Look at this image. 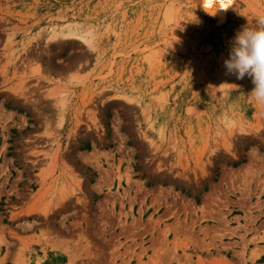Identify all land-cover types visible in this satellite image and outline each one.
<instances>
[{
  "label": "rangeland",
  "instance_id": "1",
  "mask_svg": "<svg viewBox=\"0 0 264 264\" xmlns=\"http://www.w3.org/2000/svg\"><path fill=\"white\" fill-rule=\"evenodd\" d=\"M264 0H0V264H264V105L226 74Z\"/></svg>",
  "mask_w": 264,
  "mask_h": 264
},
{
  "label": "clouds",
  "instance_id": "2",
  "mask_svg": "<svg viewBox=\"0 0 264 264\" xmlns=\"http://www.w3.org/2000/svg\"><path fill=\"white\" fill-rule=\"evenodd\" d=\"M201 5L206 12L215 15L220 9L226 10L231 0H201ZM257 25L245 26L237 32L224 67L226 74L238 79L250 77L254 85L251 95L264 105V16L257 19Z\"/></svg>",
  "mask_w": 264,
  "mask_h": 264
},
{
  "label": "snow or ice",
  "instance_id": "3",
  "mask_svg": "<svg viewBox=\"0 0 264 264\" xmlns=\"http://www.w3.org/2000/svg\"><path fill=\"white\" fill-rule=\"evenodd\" d=\"M225 7H227V5H224Z\"/></svg>",
  "mask_w": 264,
  "mask_h": 264
}]
</instances>
